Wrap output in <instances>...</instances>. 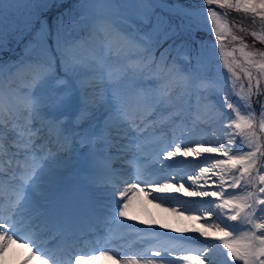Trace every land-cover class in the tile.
Instances as JSON below:
<instances>
[{"label": "snow or ice", "instance_id": "1", "mask_svg": "<svg viewBox=\"0 0 264 264\" xmlns=\"http://www.w3.org/2000/svg\"><path fill=\"white\" fill-rule=\"evenodd\" d=\"M48 3L49 0H37L31 5L30 15L11 29L25 31L33 21L40 22L37 41L41 54L11 66L15 72L7 84L4 66L0 65V185L11 193L0 197V253L9 243L23 242L24 247L35 249L33 254L38 255L41 264H87L97 256H108L117 264H205L208 253L222 246L226 250L225 264H264V100H254L264 96V51H249L243 37L233 32L235 22L230 25L227 19L233 11L242 12L245 17L251 14L253 24L259 18L264 26V0H201L206 8L177 13L197 23L203 19L207 31L214 35L212 56L218 49V59L227 75L219 65L217 72H212L208 42L201 45L204 51L197 61L200 70L195 72L181 69L175 61L169 63L165 52L157 57L150 35L133 36L123 27L127 19L124 11L129 5L118 0H80L79 18L73 16L71 20L74 28L87 33L80 40L65 38L63 17L58 18L59 67L69 82L79 81L83 91L75 126L93 120L101 108L106 113L105 135L95 144V132L82 129L73 135L69 124L60 119L63 112L59 109L65 105L70 88L66 86L64 95L58 97L33 91L37 85L58 79L43 44L48 30L40 17ZM136 7L148 16L155 5L148 0ZM239 30L245 31L242 26ZM250 34L255 41L264 42V28ZM3 43L4 18L0 14V48ZM21 73L24 78L12 87V77ZM220 95L222 102L211 98ZM254 103L259 104L258 113ZM225 107L227 113L223 111ZM190 123L211 139L186 140ZM75 136L89 149L86 161L102 156L101 147L115 149L121 156L132 153L128 161L132 175L111 181L109 223L134 229L128 235L109 231V242L115 239L126 243V250L119 253L108 248L84 251L82 237L72 221L42 211L34 199L33 189L39 187L47 167V163H38L39 153L46 148L39 141L47 139L51 143L55 139L64 147ZM147 144L158 149V170L139 162ZM202 154L215 155L195 162ZM161 157L174 163L164 164ZM177 157L185 158L179 163L187 164L192 169L190 173L168 171L175 166ZM110 159L103 158L105 168ZM142 192L151 195L152 201L159 200L157 207L170 200L190 205L182 212L170 210L178 216L192 213L185 218L194 221L203 217L204 224L192 231L212 237L217 243L194 248L188 243L190 237H173L154 227L136 229L134 224H126V220L137 219L130 209L133 199ZM172 193L199 199L184 201ZM197 212L200 215L194 214ZM213 216L218 223L211 220ZM40 220L44 226L38 223Z\"/></svg>", "mask_w": 264, "mask_h": 264}, {"label": "rangeland", "instance_id": "2", "mask_svg": "<svg viewBox=\"0 0 264 264\" xmlns=\"http://www.w3.org/2000/svg\"><path fill=\"white\" fill-rule=\"evenodd\" d=\"M177 1V0H176ZM37 0H2V12L0 14L3 15L4 18V43L3 47L0 48V58L6 57L9 55L11 51H17L18 48H21V44L23 41L24 48L21 50L22 53H19L18 57L15 58L12 62H9L5 67L4 72V80L6 84L9 82V78L12 73L15 72V68L11 67L13 65L18 64L21 60L29 61L31 59H35L41 54L40 47L38 46L37 41V33L40 29V22L33 21L31 27L25 31H12L13 25L18 21H23L26 19L30 13L32 12L31 5L36 3ZM74 2V3H72ZM120 3H125L129 5V7L124 11L127 19L124 22L123 27L133 36H146L150 35L153 41L154 50L156 52L157 57H159L161 52H165L169 58V61H175L176 65L185 71L195 72L200 70V66L197 61L200 57L202 51L201 45L204 42H208V50L207 54L211 57L212 63L210 65L213 73L217 72L216 65H219L220 71L227 75V70L223 68V63L218 59V53L216 49L215 56H212L211 53V44L214 43V35L210 34L204 26V21L201 19L199 23L195 22L191 18L181 17L177 15L180 11H192L200 8H206V5H202L201 2H194L195 5L192 4H183L186 2H176L179 3L176 7L169 6L167 7L163 2L159 4L160 8H151L149 9V15L145 16L140 7H136L137 5H142L143 3H147L146 0H118ZM80 0H49L48 7L43 10V13L40 17V20L45 23V26L48 30V34L44 37V47L48 49V56L52 59L54 65V75L58 76V79H54L49 81L44 85H37L36 88L33 89L34 92L38 90H42L44 93L52 96V89H55L52 84L55 82L58 84L57 89L63 91L65 87L71 89L70 95L65 100V105L59 109L60 112L67 114L68 117L60 116L61 120H64L67 124H69L73 135L75 133L80 132L82 129L90 127L95 135L92 137L94 144L103 138L105 135L104 132V119L106 113H104L103 108L96 112L93 120L79 124V127L75 125L78 123L76 120V116L78 114V109L81 105V100L83 98V91L80 89L79 81L72 80L69 82L67 77L63 74V69L59 67V53L57 52L56 45V31H57V20L60 17H63L65 24V32L64 37L67 39H74L75 37L86 38L87 35L83 37V31L78 28H74L71 23L72 17L75 16L79 18V8L78 5ZM158 6V5H157ZM165 6V7H164ZM191 6V7H188ZM194 8V9H193ZM229 24H235L237 27H233V32L240 37H243L245 43L249 45V51H264V42H257L254 40L251 31H261L264 26L259 22V18H257V22L255 24L252 23L251 14H248L245 17L244 13H237L233 11L228 17ZM242 26L245 31H240L239 28ZM30 35V37H29ZM227 43V41H226ZM232 45L229 46L228 50H231ZM219 52V51H218ZM3 64L2 62H0ZM170 63V62H169ZM24 73H21L19 77H12V87H16L21 79L24 78ZM30 76V74H29ZM60 81H64L61 83ZM127 83H131L128 81ZM246 83V82H245ZM54 85V84H53ZM58 93L55 92V97H57ZM64 95V94H63ZM60 95V96H63ZM214 101L219 99L222 102V95L219 97H211ZM235 99V97H234ZM255 99L264 100V96L254 97ZM195 104L196 100L193 96L191 100L192 105V113L195 114ZM253 107L256 109L257 113L259 112V104L254 103ZM223 111L226 113L229 111L226 107L223 108ZM187 114V113H186ZM194 119V118H193ZM94 124H99L98 128H94ZM100 129V130H99ZM189 129L192 130V133L199 136L201 135L205 139H211L210 136H207L200 128H193L191 123L189 124ZM179 134V133H178ZM191 133L188 132L187 135ZM160 135V134H158ZM208 137V138H207ZM75 139H78L74 142V147L71 151H55L51 145L46 147L51 149V157L47 155L43 156V152L39 153L38 163L45 164L47 163V167L45 168L43 178L39 181V187L33 189L34 199L38 201L40 206L48 205L49 201L53 199V195H57L64 189V187L69 186L73 183H77L78 178H70L69 176L74 174H80L82 170H84V165L93 163L101 159V157L106 152L105 157H111L108 162L110 166L113 168L118 167L121 163H126L125 160L132 159V153H128L124 156H121L115 149L108 150L103 147L99 149V152L102 153V156H98L96 160L86 161L85 157L88 153L89 149L86 148L83 144L80 143L79 136H75ZM74 139V140H75ZM70 140H72L70 138ZM72 140V141H74ZM42 141V140H41ZM41 141L39 143L41 144ZM44 143V141H42ZM47 142H49L47 140ZM73 142H69L67 145L72 144ZM51 144V143H49ZM45 148V149H46ZM71 148V147H70ZM158 149L153 144H147L144 148L143 154L141 155L140 163L148 165V160L156 158V151ZM71 152V153H69ZM115 155V157H113ZM215 155V154H202L201 157L195 158V162L203 161L206 156ZM121 156V157H120ZM118 158V159H117ZM185 158H178L175 161L176 166L180 165L182 167V174H187L192 171V169L184 163H179V161L184 160ZM188 161H193V157H188ZM114 161L115 164H112ZM119 161V163H118ZM124 161V162H123ZM76 165L74 166V164ZM156 165L154 168L149 167L150 169L158 170V164L154 161ZM84 164V165H82ZM123 165V164H122ZM74 166V170L73 169ZM92 166L90 170L93 168ZM131 169V167H130ZM93 172L95 171L92 169ZM132 170V169H131ZM175 173V172H173ZM103 174V173H102ZM102 179L106 181L105 175H102ZM153 179L156 177L153 176ZM64 186V187H63ZM187 186V184H186ZM108 188V186L106 185ZM63 188V189H62ZM111 188V186H109ZM3 188L0 187V193L3 192ZM231 191V190H229ZM51 192L52 197L50 199L46 198L47 195ZM110 193H112L110 189ZM155 194V193H154ZM50 195V196H51ZM145 201L146 205L142 210L140 208H134L135 204L131 206L130 214L135 216L137 219L135 221H125L126 224H134L137 229L154 227L157 228L160 232L167 233L170 236H182V237H190L192 238L188 243L194 248H199L196 246L197 240L203 242V248L207 247L209 244H215V241L212 237H203L200 236L199 232L192 231L194 228H200L202 224H204V218L201 217L200 220H191L186 219L185 217L189 216L192 213L184 212V216H178L173 213L170 209L175 208L178 212L184 211V208L190 205H181L178 202L172 201L171 204L164 203L161 205L162 208L166 209L169 212H165L163 215H160L156 211L151 210V205H157L160 203L159 200L152 201L151 195H146V193L139 194ZM173 196H178L181 200L184 201H192L198 200L199 198H190L184 196L183 193H172ZM207 199V198H206ZM45 200V202H44ZM136 199H133L135 203ZM148 200L151 201L148 203ZM53 202V201H52ZM149 204V205H148ZM51 205V203H50ZM194 206V205H193ZM151 211V212H150ZM195 215H200L199 212L194 213ZM213 222L218 223L215 216L211 217ZM141 221L154 222V223H141ZM231 224H235L236 222H229ZM165 224L167 228H160L159 225ZM118 227L115 224H112V230H117ZM173 229H185L186 231H173ZM132 229L126 228L124 234L128 235ZM200 248V249H203ZM226 250H222V246L219 248H213L208 253V258L205 261V264H225L226 256L224 253ZM204 259V257H201ZM230 264V262H229Z\"/></svg>", "mask_w": 264, "mask_h": 264}, {"label": "bare ground", "instance_id": "3", "mask_svg": "<svg viewBox=\"0 0 264 264\" xmlns=\"http://www.w3.org/2000/svg\"><path fill=\"white\" fill-rule=\"evenodd\" d=\"M191 115H192V118L195 117L194 113H192ZM189 133H191V134L186 135V137H185L186 140L196 141V140L201 139V137H202L201 135L197 136L194 133H192L191 129H190ZM158 134H161V133L157 132V135ZM104 157L105 156L103 155V157L101 158V160H99V162L94 163L97 170L104 168V164H103V158ZM178 158H180V157L175 158V160ZM161 160H163L164 164L174 163L173 161H168L164 157H162ZM176 162H175V166L171 169H168V171L175 172V173L180 172V174H182V172H183L182 167L181 166L179 167L178 165L176 166ZM118 168L119 167L115 168L114 170L117 172ZM158 168H161V164H159ZM120 169H122V168H120ZM114 175L119 179H121L120 177H122V176H129V175H126L124 173H116ZM72 188H74V187H71L69 189H72ZM76 193H77V196H79L81 194V191H77ZM152 195H159V194L153 193ZM77 196H76V198H77ZM80 199H82V198H80ZM134 199H136L135 203H134V201L132 203V205L135 204L134 208L135 209L140 208V210H142L144 208V206L146 205V201L140 195H137ZM74 200H75V198L71 199V201H74ZM75 202H76V200H75ZM148 203H150L149 200H148ZM167 203L171 204L172 201L170 200ZM151 206H152L151 210H153V211L157 210V213L159 214V216L163 215L165 212H169L166 209L162 208L161 206L157 207L154 204ZM61 212H63V211H61ZM199 243H203V242L199 240L198 244H196V246L199 248H203V246ZM28 253H29V249H27L21 245L15 244V243L14 244L9 243L8 246L6 247L5 251L3 253H0V264H39V260H38L37 256L36 255L34 256L32 253H29V254ZM101 262H102V264H117V260L109 259L108 256H102Z\"/></svg>", "mask_w": 264, "mask_h": 264}]
</instances>
